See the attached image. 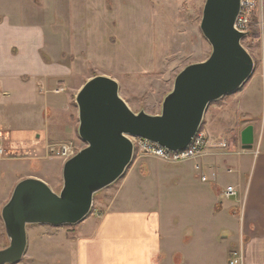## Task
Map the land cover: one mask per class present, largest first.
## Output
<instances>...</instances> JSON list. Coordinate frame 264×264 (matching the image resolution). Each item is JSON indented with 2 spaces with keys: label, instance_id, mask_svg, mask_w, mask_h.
Masks as SVG:
<instances>
[{
  "label": "rangeland",
  "instance_id": "rangeland-1",
  "mask_svg": "<svg viewBox=\"0 0 264 264\" xmlns=\"http://www.w3.org/2000/svg\"><path fill=\"white\" fill-rule=\"evenodd\" d=\"M253 1L256 3L252 12L253 25L250 36L244 38L241 45L254 63L249 79L254 76L247 86L260 99L259 120L264 122V0ZM205 2L206 0H0V22L8 16L23 24L60 29L48 37L50 42L64 46L65 56L71 57L79 65L76 76L65 83L60 92L69 95L68 106L74 114L75 122L78 120L75 97L87 78L95 76H105L117 82L119 97L133 113L159 115L162 102L172 91L177 75L192 64L206 61L211 54V46L200 30ZM59 86L62 85L58 84L53 91L59 89ZM230 95L207 106L198 131L205 135L206 144L208 129L215 132L220 126L229 127L228 122L233 120L227 131L235 148L223 142V146H226L223 150L226 153L235 152V149L240 153L250 151H240L238 132L244 121L238 120L239 127L233 128L234 119L238 116H221L223 101ZM68 142L73 143L77 150L85 147L78 133L74 140L65 143ZM202 148L193 158L175 161L146 154L138 146L123 176L95 194L90 213L81 223L62 227L29 225L28 247L24 258L17 264H69L72 249L69 242L73 240L74 234L90 220H100L108 205L118 197L125 178L136 175L139 177L138 181L148 184L147 190L154 197L162 229L166 231L161 245L162 259L166 256L163 262L205 264L204 187L210 186L201 181L204 175L207 178L209 175V172L204 174V157L201 154L205 147ZM8 158L9 156L0 159V250L8 246L1 209L21 176L45 173L44 179L54 193L58 194L62 188L61 170L56 172L53 168L55 171H48L49 167H53L52 162H21L7 160ZM254 165L253 161V168ZM230 170H233L231 166L224 167L217 173L218 185L210 187L214 192L227 184L237 183L239 175L236 168L231 173ZM248 177L247 172L244 185L249 181ZM117 200L121 201L120 197ZM205 220L211 222L212 226H227L225 219L218 216ZM223 229L224 232L227 231ZM221 234H224L222 237H227L226 233ZM222 249L223 246L214 251L221 253ZM66 251L67 255L64 256ZM36 252H46V259L40 261L32 257ZM215 262H221V258L215 259Z\"/></svg>",
  "mask_w": 264,
  "mask_h": 264
},
{
  "label": "crops",
  "instance_id": "crops-1",
  "mask_svg": "<svg viewBox=\"0 0 264 264\" xmlns=\"http://www.w3.org/2000/svg\"><path fill=\"white\" fill-rule=\"evenodd\" d=\"M59 30L23 24L8 16L1 20L0 143L9 156L7 160L52 162L53 167L48 171L56 169L62 173L64 161L49 157L46 147L77 137L79 123L78 120L75 122L68 106L69 95L58 91L72 81L79 65L65 56L64 46L49 41L48 35ZM253 76L242 89L223 101L221 114L222 117L238 116L233 128L239 127L238 120L244 121L238 132L239 143L241 132L248 126L253 128L252 149L243 151L240 145L242 153L236 149L229 153L223 150L224 143L235 148L227 131L233 120L228 122L229 127L220 126L215 132L207 130L209 139L201 156L204 157V174L209 172V181L204 185L217 186V173L224 167H232L229 173L236 168L239 176L237 183L227 184L216 192L204 187L205 264H228L231 252L240 245L244 253L242 264H264V122L259 120L260 99L248 87ZM58 84L62 86L53 91ZM247 172L249 181L244 185ZM44 175L21 176L15 185L27 178L39 179L49 185ZM138 178L137 175L125 178L118 197L108 205L103 217L98 221L90 220L74 234L69 242L72 245L69 264H169L163 262L166 256L162 259L161 245L166 231L162 229L160 213L156 210L154 197L147 190L148 184ZM228 186L233 187L236 196H225ZM119 197L121 201L117 200ZM217 216L225 219L227 226H212L205 220ZM221 233H226L227 237H222L224 234ZM28 235L27 232V239ZM222 246V252L215 253L214 250ZM46 256V252H36L32 257L42 261ZM219 258L221 262H215Z\"/></svg>",
  "mask_w": 264,
  "mask_h": 264
},
{
  "label": "water",
  "instance_id": "water-1",
  "mask_svg": "<svg viewBox=\"0 0 264 264\" xmlns=\"http://www.w3.org/2000/svg\"><path fill=\"white\" fill-rule=\"evenodd\" d=\"M241 0H206L200 30L211 46L209 58L175 78L159 115L133 113L118 95V84L105 76L89 79L78 91V136L85 143L64 162L62 188L54 193L39 179L18 182L1 209L8 246L0 264L19 263L27 249V227L76 225L90 213L93 197L121 178L133 160L128 137L171 151L184 150L199 130L210 103L237 92L252 75L254 63L234 29ZM243 150H251V126L241 132Z\"/></svg>",
  "mask_w": 264,
  "mask_h": 264
},
{
  "label": "built area",
  "instance_id": "built-area-1",
  "mask_svg": "<svg viewBox=\"0 0 264 264\" xmlns=\"http://www.w3.org/2000/svg\"><path fill=\"white\" fill-rule=\"evenodd\" d=\"M255 6L256 3L253 0H241L240 2V10L234 23V29L237 32L244 34V38H248L250 36L251 27L253 25L252 12L255 10ZM61 91L62 90L58 92ZM128 138L133 144V157L135 155L136 148H138V146H141L143 152L149 155H153L163 159H172L175 161L185 160L195 157V155L202 151V147L206 146V137L203 133H200V131L196 132L188 147H186L184 150L179 151H171L146 140L133 137ZM136 141L137 144H135ZM79 151L80 150H77L76 146L70 142L48 144L46 147V152L49 157H56L63 160L64 162L75 156ZM6 156V149L4 145L0 143V159H4ZM196 169H199V167H196ZM201 181L208 182L209 179L204 175L201 178ZM236 194L237 192L233 188L225 189L226 197L236 196ZM230 256L231 257L228 264H242L244 260L242 246L240 245V247L236 251H233Z\"/></svg>",
  "mask_w": 264,
  "mask_h": 264
},
{
  "label": "bare ground",
  "instance_id": "bare-ground-1",
  "mask_svg": "<svg viewBox=\"0 0 264 264\" xmlns=\"http://www.w3.org/2000/svg\"><path fill=\"white\" fill-rule=\"evenodd\" d=\"M85 220V219H84Z\"/></svg>",
  "mask_w": 264,
  "mask_h": 264
}]
</instances>
